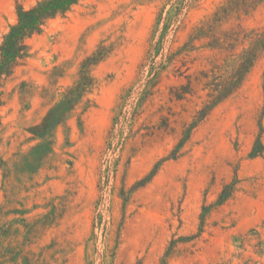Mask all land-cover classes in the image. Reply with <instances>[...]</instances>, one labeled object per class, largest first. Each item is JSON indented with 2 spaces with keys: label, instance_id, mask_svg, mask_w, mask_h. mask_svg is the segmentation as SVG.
<instances>
[{
  "label": "rangeland",
  "instance_id": "1",
  "mask_svg": "<svg viewBox=\"0 0 264 264\" xmlns=\"http://www.w3.org/2000/svg\"><path fill=\"white\" fill-rule=\"evenodd\" d=\"M40 1L0 0V42L17 6ZM166 2L79 0L28 40V58L0 88V264H264V50L241 88L193 124L207 92L195 78L219 55L196 42L177 58L176 66L187 61L181 76L165 61L228 0H182L190 8L157 33L141 72ZM238 26L264 31V1L248 13L234 10L222 25ZM100 45L107 54L91 70L93 88L27 170L25 156L43 143L35 131ZM248 47L243 42L236 54ZM160 63L166 68L145 96L148 69ZM188 74L193 93L177 100L171 88ZM151 172L146 185L128 191ZM225 187L230 197L217 205Z\"/></svg>",
  "mask_w": 264,
  "mask_h": 264
},
{
  "label": "trees",
  "instance_id": "2",
  "mask_svg": "<svg viewBox=\"0 0 264 264\" xmlns=\"http://www.w3.org/2000/svg\"><path fill=\"white\" fill-rule=\"evenodd\" d=\"M78 1L79 0H42L28 9L23 8L21 5L17 6L16 22L3 35L0 42V88L2 87V83L12 75L14 70L21 66L25 59L28 58V40L34 35H38L48 21L67 13ZM263 1L264 0H228L227 6L219 9L214 13L212 18L208 19L200 26L193 28L184 46L178 52L172 53L166 58L165 63L172 66L174 71L181 76L184 73L181 72V68L186 66L187 61L182 57L181 66H176L177 58L193 50L196 42H202L203 47L219 55L212 57L209 60L210 68L201 70L199 72L200 77L195 78V81L200 79L205 80L204 87L207 89V92L205 95L206 100L203 102L202 108L195 115V122L193 124L205 118L213 107L241 88L251 68L257 62L260 52L264 50V31L252 30L248 32L241 26L228 29L222 27L223 23L229 20L234 10H236V12L242 11L243 13H248L255 10ZM190 4L191 3H184L182 0H167L166 6L168 5L170 9L166 11L167 16H163V13L158 15L156 27L152 32L150 48L147 51L144 62L140 65L141 72L145 70L147 62L150 60L153 51L160 42L156 41L158 36L157 33L160 32L159 37H161L162 33H167L168 25L172 23L174 18L184 14V10L190 8ZM172 11L174 12L173 15L171 14ZM167 22H169V24H167ZM161 23L162 27L159 28ZM243 42H249V47L243 49L239 54H236L237 46ZM106 54L107 50L100 45L91 55L81 61L77 80L73 86L69 88L62 106L53 109L43 126L35 131L34 136L42 139L43 143L35 147L30 154L25 156L22 165L24 164L27 170H32L40 164L39 160L41 157L33 159L32 161L29 159L31 156L40 152H43V154L50 152V143L45 141V139L49 138L52 130L62 123L66 116V112L72 110L73 106L80 102L85 95L91 91L94 86V79L90 75L91 70L106 57ZM162 63H164V61ZM162 63H160L158 67H149L150 79L146 85V88L149 86V89L144 92L145 96L153 94L154 86L158 84L160 74L166 68ZM187 70L188 68H185V71ZM184 78L187 80L185 85H179L178 88L173 87L170 91L171 95L177 100L185 99L186 95H191L193 93L192 76L188 74L185 75ZM126 101V97L123 98L122 106L113 119L114 126L108 131L107 139L109 142L112 139L115 124L119 122L121 115L125 113L123 108L125 107ZM2 103L0 92V107ZM130 115L131 117L138 116L134 107H132ZM131 120H134V118H131ZM132 124L131 122V125ZM121 144L124 145L125 140L121 141ZM259 146V148L262 149L260 144ZM256 149L257 147H254L251 154L252 156H256L259 153ZM175 154L176 153H174L173 156H175ZM153 175L154 173L151 172L147 177L133 185L128 191L132 192L136 188L143 187L149 182ZM226 188L227 187H225L224 191L219 195L216 203L217 205L222 204L230 197L232 188L228 191H226ZM125 194L123 190L122 198L124 201H127ZM166 257L167 256H164V258Z\"/></svg>",
  "mask_w": 264,
  "mask_h": 264
}]
</instances>
